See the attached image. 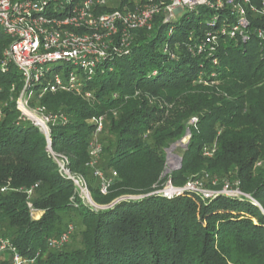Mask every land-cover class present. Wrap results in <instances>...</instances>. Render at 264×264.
<instances>
[{"label":"trees","instance_id":"16d2710c","mask_svg":"<svg viewBox=\"0 0 264 264\" xmlns=\"http://www.w3.org/2000/svg\"><path fill=\"white\" fill-rule=\"evenodd\" d=\"M214 14L200 8L173 28L156 20L132 33L124 54L100 63L81 94L33 100L57 117L50 143L20 119L21 74L13 67L0 74L1 236L32 264H264V40L255 34L264 21L250 15L243 41L222 33L219 20L212 24ZM208 34L215 42H206ZM7 43L0 39V53ZM100 117L102 151L93 168V119ZM187 136L180 168L165 177L167 151ZM49 146L86 179L100 209L82 202ZM205 149L216 151L206 157ZM97 170L111 182L106 194ZM168 181L217 192L230 184L244 196L168 199L157 194ZM32 189L39 220L28 209ZM130 197L139 199L120 201ZM70 225V244L49 248ZM8 256L0 264H11Z\"/></svg>","mask_w":264,"mask_h":264},{"label":"built area","instance_id":"2783aa9c","mask_svg":"<svg viewBox=\"0 0 264 264\" xmlns=\"http://www.w3.org/2000/svg\"><path fill=\"white\" fill-rule=\"evenodd\" d=\"M106 8L112 12H103ZM200 8L215 12L212 24L219 20L222 33L230 38L240 37L243 41L249 39L250 15L260 16L264 21V0L260 7L253 4V0H0V31L4 35L0 39L8 42L0 53V74L9 73L13 67L22 76L23 88L14 100L20 119L36 126L50 143L51 124L57 117L46 113V109L38 104L34 106L33 100H40L50 92L81 94L100 63L128 50L134 31L151 30L159 19L173 28L176 18ZM255 34L264 40V29H258ZM215 39L214 35L208 34L206 42H215ZM57 63L61 64L58 68H51ZM15 90L13 84L12 91ZM86 98H91V94L87 93ZM4 106L0 103V121L4 117ZM93 123L96 134L90 149V166L95 168L102 151L97 136L104 128V118L93 119ZM48 151L64 179L74 185L82 202L92 206L86 179L69 169L65 155L54 153L50 146ZM215 151L205 149L204 156L212 157ZM95 174L103 181L102 193L106 194L111 182L106 181L102 172ZM185 192L197 194L204 200L219 195L244 196L230 184L217 192L198 181H190L181 188L168 181L157 194L173 199ZM27 195L30 215L39 220L43 213L30 202L33 189L27 191ZM74 231V226L70 225L61 236L49 239L48 247L62 248L70 242ZM0 255H10L11 264L33 263L21 255L9 239L1 236V230Z\"/></svg>","mask_w":264,"mask_h":264},{"label":"rangeland","instance_id":"374dc122","mask_svg":"<svg viewBox=\"0 0 264 264\" xmlns=\"http://www.w3.org/2000/svg\"><path fill=\"white\" fill-rule=\"evenodd\" d=\"M181 20H182V15L179 16L178 18H176V20L174 22H175V24H177V23H180ZM0 37H4V35H3V33L1 31H0ZM60 65H61L60 63L53 64V65H51V68L55 69V68H58ZM188 142H189V137H185L182 141H180L179 143L175 144L174 146H172L167 151V167H166V171H165V177L171 176V174L173 172H175L176 170L179 169V167L181 165L180 156H181L182 151L184 150V148L187 147ZM99 159H100V155L97 158V164L95 165V168L98 166V164L100 162ZM97 171H99V170H97ZM126 199L138 200L139 198L138 197H130V198H126ZM92 201H93V199H92ZM88 206H91V205H88ZM91 207H93L94 209H100V207L95 205L94 201H93V205ZM68 244H70V242ZM0 258H2V259L8 258L9 259V256L8 255H0Z\"/></svg>","mask_w":264,"mask_h":264},{"label":"water","instance_id":"95a60500","mask_svg":"<svg viewBox=\"0 0 264 264\" xmlns=\"http://www.w3.org/2000/svg\"><path fill=\"white\" fill-rule=\"evenodd\" d=\"M188 134H189V133H188ZM180 159H181V158H180ZM181 160H182V159H181ZM127 200H129V199L123 198V199H121L120 201H127ZM120 201H117L116 203H113V205L117 204V203L120 202ZM113 205H111V207H112Z\"/></svg>","mask_w":264,"mask_h":264}]
</instances>
